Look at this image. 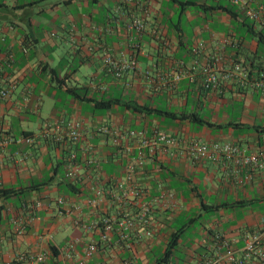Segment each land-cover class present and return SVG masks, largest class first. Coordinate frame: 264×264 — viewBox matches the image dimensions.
I'll use <instances>...</instances> for the list:
<instances>
[{
	"label": "crops",
	"instance_id": "obj_1",
	"mask_svg": "<svg viewBox=\"0 0 264 264\" xmlns=\"http://www.w3.org/2000/svg\"><path fill=\"white\" fill-rule=\"evenodd\" d=\"M230 5L227 0H0V88H8V96L0 98V127L12 139L0 148V188L20 192L0 198V264H29L15 256L39 252L45 253L41 264H77L85 245L98 236L75 221L116 212L109 201L92 210L84 199L90 187L107 191L123 175L126 158L136 151L126 147L137 141L123 135L126 129L164 132L180 139L184 149L199 139L232 143L240 155L261 154L257 163L244 165L222 152L195 160L188 150L175 157L155 150L137 167L135 181L150 195L159 185L175 208L154 204L149 237L138 227L126 249L112 233L85 264H205L224 252L215 233L240 259L245 238L264 229V89L255 85L259 77L264 81V41L257 42L224 10ZM134 19L140 30L131 27ZM253 30L264 34L257 21ZM106 58H134L135 67L115 75ZM206 64L224 75L214 88L204 85ZM98 101L109 106H97ZM188 114L204 123L190 121ZM56 119L79 123V141L42 137L43 124ZM98 126L119 134L97 132ZM21 135L32 142L17 141ZM87 146L98 168L86 162ZM71 155L77 164L74 181L63 177ZM65 182L74 187L65 188ZM37 183L43 185L28 190ZM34 201L40 203L35 215ZM175 232L169 259L159 263ZM237 264L259 263L247 258Z\"/></svg>",
	"mask_w": 264,
	"mask_h": 264
},
{
	"label": "built area",
	"instance_id": "obj_2",
	"mask_svg": "<svg viewBox=\"0 0 264 264\" xmlns=\"http://www.w3.org/2000/svg\"><path fill=\"white\" fill-rule=\"evenodd\" d=\"M227 1L231 5L236 6L248 19L254 22L257 21L264 26V5L260 3L256 4L254 0ZM130 25L137 30L141 29V23L138 19H134ZM22 50L25 51V49ZM105 63L107 68H112V70H114L115 75L135 67L134 58L120 61H113L106 58ZM202 70L206 73V82L204 84L206 87H216L219 83V79L224 76H219L208 64L203 66ZM255 85L264 89V81L261 77L257 78ZM7 96L8 88H0V98H6ZM96 131L101 133H116V130H109L105 126H98ZM118 134L116 133V135ZM40 135L45 139L50 138L54 143H60L61 141L75 143L81 138L82 130L79 123H61L56 119L54 121L45 122L40 129ZM123 135L131 139L133 137L137 138L135 146L126 147V152L132 149L136 151L135 155L126 158L123 175L119 178H114L112 189L110 188L107 191H104L98 185L90 187V196H86L84 199L85 206L92 210L99 209L101 205H103L102 203L109 201L110 204L115 206L116 212L87 222H81L80 220L75 221L78 227L83 228L85 231L95 232L98 236L97 241L91 240L85 245L82 250V255H78L77 257V264H85L86 259L96 251L98 244L106 243L112 233H115L117 236L116 244L123 245L126 249L130 248L131 235L138 227L142 229V234L145 237H149L151 234L150 213L154 204H159L160 206H165L170 209L175 208V201L168 192L161 189L159 185H157V194L150 195L145 187L140 186L135 181L134 177L137 167L142 166L155 150H163L171 157L183 154L185 150H188L190 152L189 154H191L190 157L195 160L212 158L216 153L222 152L226 155L236 156V162L244 165L257 163V159L261 154L259 151L256 154L240 155L237 147L232 143H206L199 139L189 140V142L186 143V149H184L180 146V139L159 131H153L150 135H147L145 129H126ZM11 140V137L3 135L0 127V148ZM19 140L25 143H31L33 139L30 136L21 135L18 137L17 141ZM261 149H264V144L261 146ZM93 152L92 147H85V153L89 156L86 162L98 168V162L93 160V157L89 155ZM63 177L68 181H74L77 178V164L73 155L65 161ZM56 202L61 204L63 203V199L58 197ZM39 207L40 203L38 201L32 202L31 208L34 215ZM21 228L22 226L20 224L16 226L15 229L19 231ZM212 237L216 242L220 243L224 248V252L222 255H218L212 261H208L205 264H237L240 259L244 260L247 258L254 259L259 264H264V229L245 238L244 244L240 249V259L234 256V249L226 239L221 237L218 233L213 234ZM44 258L45 253L43 252L35 254L21 253L15 256V260H26L29 264H41Z\"/></svg>",
	"mask_w": 264,
	"mask_h": 264
},
{
	"label": "trees",
	"instance_id": "obj_3",
	"mask_svg": "<svg viewBox=\"0 0 264 264\" xmlns=\"http://www.w3.org/2000/svg\"><path fill=\"white\" fill-rule=\"evenodd\" d=\"M224 10H226L233 18H235L237 21H239L240 25L245 27V30H247L250 33V36H256V41H264V34L259 30V31H254L253 30V24L254 21L248 19L246 16L243 15V13L234 5H230V7H225ZM261 68V67H259ZM48 72H50V75L53 77V71L52 69H49ZM56 84L58 85H62V79H56L55 80ZM65 90L68 93L71 94H75L73 89L70 88H65ZM97 106H102V107H108L109 106V101H98L97 103H95ZM134 109H139L138 106H134ZM186 117L192 121V122H197L199 124L204 123V121L202 119H200L199 117H197L196 114H188L186 115ZM61 163H58V168L60 166ZM55 171V169H54ZM43 185V183H37L35 185H30L28 188V190H31L33 188H38V186ZM65 188H70L74 187L73 185H71V183L65 182L64 184ZM20 194L19 191H15L14 189H1L0 188V198L2 199H6L10 196H18ZM178 239V235L177 233H173L169 240L167 241L165 250L163 251L162 255L159 257V263L160 262H165L169 259L170 253L172 248L175 246L176 241Z\"/></svg>",
	"mask_w": 264,
	"mask_h": 264
},
{
	"label": "rangeland",
	"instance_id": "obj_4",
	"mask_svg": "<svg viewBox=\"0 0 264 264\" xmlns=\"http://www.w3.org/2000/svg\"><path fill=\"white\" fill-rule=\"evenodd\" d=\"M82 71H85L86 72L87 71V68L85 67V70L82 68Z\"/></svg>",
	"mask_w": 264,
	"mask_h": 264
}]
</instances>
